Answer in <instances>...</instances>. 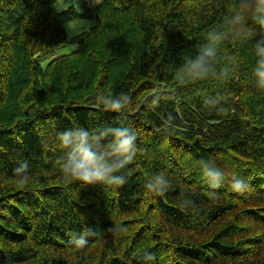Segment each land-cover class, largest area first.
<instances>
[{"label": "trees", "instance_id": "trees-1", "mask_svg": "<svg viewBox=\"0 0 264 264\" xmlns=\"http://www.w3.org/2000/svg\"><path fill=\"white\" fill-rule=\"evenodd\" d=\"M62 1L0 0V264H137L141 250L156 264H264V89L251 78V42L222 46L218 66L238 59L226 80L181 85L174 76L236 0H84L80 12L60 11ZM75 20L94 26L71 38ZM68 44L76 50L55 57ZM120 92L133 101L122 114L94 107L98 93ZM217 95L222 111H209L204 98ZM168 113L175 131L163 125ZM105 121L131 123L148 150L128 166V182L111 190L63 180L51 135ZM200 159L249 177V192L225 185L210 198ZM17 160L30 165L25 185L12 177ZM154 173L171 181L155 198L143 187ZM183 197L193 205L181 207ZM113 225L124 230L108 233ZM84 226L104 237L80 250L69 240Z\"/></svg>", "mask_w": 264, "mask_h": 264}, {"label": "clouds", "instance_id": "clouds-1", "mask_svg": "<svg viewBox=\"0 0 264 264\" xmlns=\"http://www.w3.org/2000/svg\"><path fill=\"white\" fill-rule=\"evenodd\" d=\"M84 30L90 27L84 22ZM243 39L251 42V53L254 63L251 66V78L257 89H264V0H236L229 15L222 22L204 34L192 54L183 56L182 63L174 69V76L181 85L199 82L226 80L238 64L236 56L224 58L222 66H218L222 46L228 42ZM222 97L206 96L204 105L209 111H222L219 107ZM159 97L148 105L153 108L158 104ZM94 107L101 113H123L133 103L132 98L124 92L98 93ZM176 118L168 113L163 118V125L173 131L177 130ZM139 129L131 123L105 122L96 127L86 128L73 125L62 131L54 132L50 139L61 150L55 164L61 177L80 187L99 186L102 189L115 190L128 182L126 175L128 166L138 154L147 150L138 145ZM12 177L17 185H25L32 179L30 165L26 160H17ZM202 183L207 195L215 199L217 189L227 185L229 190L240 197L245 196L251 187L250 178L244 177L235 170L220 166L215 159H200L197 162ZM170 179L164 173L149 174L143 187L153 198L165 195ZM193 201L183 197L181 207H191ZM82 219V218H81ZM124 229L113 225L108 233H119ZM103 235L97 230L84 226L74 233L69 243L77 249H85L91 240ZM137 264H156V255L148 250H141L136 255Z\"/></svg>", "mask_w": 264, "mask_h": 264}, {"label": "rangeland", "instance_id": "rangeland-1", "mask_svg": "<svg viewBox=\"0 0 264 264\" xmlns=\"http://www.w3.org/2000/svg\"><path fill=\"white\" fill-rule=\"evenodd\" d=\"M84 0H64L59 5L60 11H66L69 8H74L76 11H82V3ZM90 7H96L102 0H87ZM84 22H88L90 24V27L87 28V30H84L82 27ZM94 26V23L90 21H81V20H75L72 23L68 24L67 29L70 34L71 38L77 37L87 31H89ZM76 48L72 46L71 44L65 45L62 47L60 51H58L57 56L69 54L70 52L75 51ZM51 60L50 59H44L42 60V64L44 68H46Z\"/></svg>", "mask_w": 264, "mask_h": 264}, {"label": "bare ground", "instance_id": "bare-ground-1", "mask_svg": "<svg viewBox=\"0 0 264 264\" xmlns=\"http://www.w3.org/2000/svg\"><path fill=\"white\" fill-rule=\"evenodd\" d=\"M6 47V46H5ZM37 48V47H36ZM4 54H6V53H4ZM1 55V54H0ZM7 55V54H6ZM4 56V55H3ZM8 58V57H7ZM12 58V57H11ZM3 59V58H2ZM1 59V60H2ZM9 66V65H8ZM5 68H6V66H4ZM29 87V86H28ZM111 87V86H110ZM27 88V87H26ZM22 90V89H21ZM50 90V89H49ZM60 90V89H59ZM18 92V91H17ZM248 92V91H247ZM21 98V97H20ZM253 98V97H252ZM16 99V98H15ZM45 99V98H44ZM140 101V100H139ZM9 105V104H8ZM10 106V105H9ZM22 106V105H21ZM46 106V105H45ZM18 107V106H17ZM47 107V106H46ZM134 107V106H133ZM2 108V107H1ZM20 108V107H19ZM45 108V107H44ZM18 109V108H17ZM32 110V109H31ZM21 112H23V110L21 111ZM11 113H12V111H11ZM63 114V113H62ZM89 115V114H88ZM109 115V114H108ZM67 117V116H66ZM96 117V116H95ZM44 118V117H43ZM57 118V117H56ZM94 118V117H93ZM60 119V118H59ZM72 121V120H71ZM77 121V120H76ZM106 122V121H105ZM25 124V123H24ZM49 125V124H48ZM250 125V124H249ZM248 125V126H249ZM37 126V125H36ZM71 126V125H70ZM82 126V125H81ZM94 126V125H93ZM245 129V128H244ZM47 130V129H46ZM49 130V129H48ZM53 130V129H52ZM51 130V131H52ZM261 131V130H260ZM252 133V132H251ZM259 133V132H258ZM40 134H41V132H40ZM254 134V133H253ZM146 135V134H145ZM255 135V134H254ZM148 137V136H147ZM40 138V137H39ZM143 138V137H142ZM47 139V138H46ZM45 139V140H46ZM19 140V139H18ZM15 141V140H14ZM143 141V140H142ZM149 141V140H148ZM20 142V141H19ZM36 142V141H35ZM52 143H54V142H52ZM15 144V143H14ZM41 145V144H40ZM45 146V145H44ZM142 146H140V148H141ZM45 148V147H44ZM49 149H52V148H49ZM57 149V148H56ZM148 149V148H147ZM172 149V148H171ZM175 149V148H174ZM148 151V150H147ZM189 152H192V151H189ZM170 153V152H169ZM56 154H57V152H56ZM183 154V153H182ZM187 154H189V153H187ZM41 155V154H40ZM237 155H238V153H237ZM161 156V155H160ZM213 156V155H212ZM41 157V156H40ZM264 157V156H263ZM181 159V158H180ZM43 160V159H42ZM260 160V159H259ZM147 161V160H146ZM262 161V160H261ZM173 162V161H172ZM159 163V162H158ZM174 163V162H173ZM50 164V163H49ZM262 166V165H261ZM137 170V169H136ZM50 171V170H49ZM161 171V170H160ZM171 171V170H170ZM157 172V171H156ZM179 172V171H178ZM147 173V172H146ZM56 174V173H55ZM170 174V173H169ZM47 175V174H46ZM135 176V175H134ZM128 177V176H127ZM263 177V176H262ZM55 178V177H54ZM58 178V177H57ZM139 178V177H138ZM133 179V178H132ZM261 182H262V180H261ZM176 183V182H175ZM40 184H42V183H40ZM184 184V183H183ZM196 184V183H195ZM43 186V185H42ZM3 187V186H2ZM27 187V186H26ZM190 187V186H189ZM203 187V186H202ZM41 188V187H40ZM26 189V188H25ZM30 189V188H29ZM44 189V188H43ZM12 190V189H11ZM28 190V189H27ZM87 190V189H86ZM9 191V190H8ZM145 191V190H144ZM22 192V191H21ZM183 192V191H182ZM203 192V191H202ZM10 193V192H9ZM26 193V192H25ZM17 194V193H16ZM87 195V194H86ZM148 196V195H147ZM253 196V195H252ZM255 196V195H254ZM164 198V197H163ZM239 199V198H238ZM228 200V199H227ZM237 201V200H236ZM208 203V202H207ZM247 203V202H246ZM141 208V207H140ZM47 209H49V208H47ZM51 209V208H50ZM236 210V209H235ZM120 211V210H119ZM132 211V210H131ZM241 211V210H240ZM243 211V210H242ZM52 212V211H51ZM129 212H130V210H129ZM139 212V211H138ZM145 212V211H144ZM259 212H261V211H259ZM120 213V212H119ZM122 213V212H121ZM124 213V212H123ZM128 213V212H127ZM130 214V213H129ZM233 214V213H232ZM255 215V214H254ZM122 216V215H121ZM253 216V215H252ZM257 217V216H256ZM37 219V218H36ZM238 219V218H237ZM260 220V219H259ZM59 222V221H58ZM259 222V221H258ZM262 233V232H261ZM251 238H253V237H251ZM256 239V238H255ZM252 241V240H251ZM187 253V252H186ZM217 254V253H216ZM220 254V253H219ZM215 256V255H214ZM202 261V260H201ZM210 263V262H209ZM224 264V263H223Z\"/></svg>", "mask_w": 264, "mask_h": 264}]
</instances>
